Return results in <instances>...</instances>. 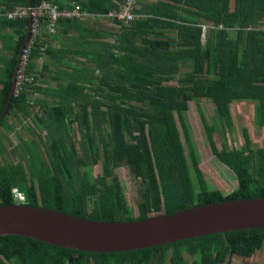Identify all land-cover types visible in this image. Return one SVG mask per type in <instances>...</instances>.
Listing matches in <instances>:
<instances>
[{
  "label": "trees",
  "instance_id": "trees-1",
  "mask_svg": "<svg viewBox=\"0 0 264 264\" xmlns=\"http://www.w3.org/2000/svg\"><path fill=\"white\" fill-rule=\"evenodd\" d=\"M0 1L8 9L16 4L27 5L26 0ZM44 1L59 9L78 7L93 13L96 21L117 26V33L113 43L88 41V62L82 67L57 72L59 84L48 88L57 98L55 102L42 95H47V85L41 79H45L49 64L42 63L38 71L36 67L46 53L40 40L43 34L29 55L27 75L33 76V81L23 84L20 93L9 100L17 60L10 62L0 89V136L2 131L12 132L13 126L22 125V117L32 118L46 131L47 145L37 129L29 127L34 136L25 140L31 145L29 160L25 166L10 165L9 149L0 139V205L21 204L13 196L16 190L24 196L22 204L30 207L91 221L129 222L212 203L264 197V54L256 57L240 51L228 35L235 26L243 29L253 25L251 19L256 15L241 8L262 7L263 0H234L233 12H229L230 0H136L132 13L139 17L129 22L107 17L110 11L119 10L124 0L30 3L37 6ZM77 22L59 20L58 25L72 26ZM27 23L22 20L18 25L27 28ZM43 26L42 22V29ZM25 29L20 31L17 50L25 41ZM239 34L236 33L238 39ZM185 64L188 70L178 77L180 65ZM173 80L175 85L166 84ZM196 99L210 100L221 127L228 130L232 129L230 104L251 102L254 124L262 129L260 147L252 145L242 128L241 149L226 145L218 149L212 137L215 128L200 113L212 155L236 178L237 187L227 194L210 189L198 168V157L183 119L188 103ZM73 125L80 135L78 146L69 133ZM38 141L43 145L45 158ZM16 150L17 144L11 153L14 155ZM98 163L101 175L94 177L91 169ZM122 167L137 184L134 217L114 173ZM263 243L264 229H254L128 252L91 253L9 235L0 237V264H188L184 254L193 258L191 264H233L232 256L249 259Z\"/></svg>",
  "mask_w": 264,
  "mask_h": 264
},
{
  "label": "water",
  "instance_id": "water-1",
  "mask_svg": "<svg viewBox=\"0 0 264 264\" xmlns=\"http://www.w3.org/2000/svg\"><path fill=\"white\" fill-rule=\"evenodd\" d=\"M27 3L30 5V0ZM204 37L202 31L201 39ZM13 86L14 81L9 100ZM254 229H264V197L212 203L172 215L155 214L129 222L91 221L23 204L0 205V237L21 236L91 253L128 252L211 234Z\"/></svg>",
  "mask_w": 264,
  "mask_h": 264
},
{
  "label": "rangeland",
  "instance_id": "rangeland-1",
  "mask_svg": "<svg viewBox=\"0 0 264 264\" xmlns=\"http://www.w3.org/2000/svg\"><path fill=\"white\" fill-rule=\"evenodd\" d=\"M155 1V0H145ZM46 30V29H45ZM42 31V30H41ZM47 32V31H46ZM43 34L42 32H40ZM48 33V32H47ZM49 34V33H48ZM74 64V63H73ZM188 70V66L180 65L178 77L184 76ZM166 84L175 85V80L169 81ZM200 110V111H199ZM37 111V110H36ZM200 113L203 115L206 123L215 128V132L212 137L214 143L218 149H221L226 145L227 147L241 149L244 146V137L242 135V128H245L248 136L252 142V145L260 147L262 145L263 133L262 129L255 126L253 121V103L251 102H233L230 104V114L232 118V129H223L218 120L214 104L207 99H196L188 103V110L183 114V119L188 130V134L191 140L194 151L198 157V168L203 173L204 179L210 189H217L227 194L233 191L237 187V181L232 173L225 165L220 163L215 156L212 155L210 146L206 139L204 128L200 119ZM176 117V115H175ZM11 123V122H10ZM178 124V123H177ZM30 128H36L38 134L41 135L44 145H47V139H45L46 131L40 125H36L32 118L25 119L22 117V125H16L14 131L8 132L7 137H0L4 139V145L9 149V160L8 164L25 166L26 161L29 160L28 152L31 151V145L25 140L34 139L31 134ZM30 134L32 137H29ZM70 135L74 136L75 146H78L80 135L76 127H73ZM37 136L35 137V139ZM22 139V141H18ZM181 141L183 143L185 155H187V148L184 144V138L181 135ZM18 142V143H17ZM17 144V150L14 155L11 153L12 147ZM42 157L45 158L43 145L37 142ZM80 151V146L77 149ZM188 165L191 164L188 156H186ZM87 164V161H85ZM191 180L194 184V191L197 190L196 179L192 168L190 167ZM118 181L121 185L124 193L127 205L132 209V216L137 215L136 203H137V184L131 178L127 168H117L114 170ZM91 174L94 177L101 175V165L98 163L91 169ZM40 202V200L38 199ZM162 214V213H160ZM155 215V214H154ZM151 216V215H150ZM184 259L191 264L193 258L187 254H184ZM233 264H264V243L262 248L255 252L250 259H240L235 256L231 257Z\"/></svg>",
  "mask_w": 264,
  "mask_h": 264
},
{
  "label": "crops",
  "instance_id": "crops-1",
  "mask_svg": "<svg viewBox=\"0 0 264 264\" xmlns=\"http://www.w3.org/2000/svg\"><path fill=\"white\" fill-rule=\"evenodd\" d=\"M30 6H32L31 3L30 5L27 3V5L25 6L16 4L12 6V8L8 9L6 8L4 2L0 1V89L2 87L1 84L2 79H6L7 77L6 75L9 70L10 62H12L13 60L18 61L20 50L25 45L27 39V28L24 26L22 27V25L19 26L18 23L22 20H27L28 21L27 27H28L29 20L26 18L11 16L12 12L17 10L18 8L25 9V8H29ZM74 8H63V9L73 10ZM234 10H235L234 0H230L229 12H233ZM80 11L87 12L82 10ZM241 11L245 13H254L253 15H256L253 19H251L253 25L243 27V29H240L239 27L235 26L228 31L229 33L228 35L233 37V39L237 42L240 51L244 50V52L246 51V54L247 52H250L251 56L254 53L256 57H261L264 54V5L262 7L244 5L241 8ZM87 13L94 17H82V18L72 17L67 19H60V20L75 19L78 22L77 24L72 26L58 25L57 22L56 31L54 34H48L45 30V25L43 26L44 29L41 28L42 30L41 32L43 33V38L41 37L40 40H43L41 44H43L42 48L44 51H46V53L43 52L42 56L37 61L36 67L38 71L39 69H41L42 63L49 64L46 71L44 72V75L46 76L45 79L44 78L41 79L42 82L43 80H45L44 86L47 85V88L45 87L46 89L48 88L53 89L54 86H57L59 84L56 81L57 75L60 74L57 73L58 71H69L72 66L82 67L83 63L88 62V57L86 56L87 51L85 50L88 41H95L98 43L99 42L113 43L115 39V35L117 33V26L109 22H104L103 20L96 21L95 14L89 12ZM13 22H17V25L14 26L10 25ZM21 29L22 30L25 29L26 38L22 47L17 50V43L19 41L18 38ZM237 32H240L239 39L238 36L236 35ZM249 33H251V36L249 35ZM48 69L51 70V73L49 74H48ZM12 81H13V76H12ZM46 92L47 95L42 94L43 97H45V100H48L49 102L57 101V98L55 99L53 97L52 91L48 89ZM35 95L38 98L42 97V95H38V94ZM72 127H76V125H73ZM4 133L8 135V132L2 131L0 137H7L4 135ZM0 139L1 141L4 140L2 138Z\"/></svg>",
  "mask_w": 264,
  "mask_h": 264
},
{
  "label": "built area",
  "instance_id": "built-area-1",
  "mask_svg": "<svg viewBox=\"0 0 264 264\" xmlns=\"http://www.w3.org/2000/svg\"><path fill=\"white\" fill-rule=\"evenodd\" d=\"M136 0H124V3L119 5V10L108 13L107 17H116L117 20L129 22L137 19L139 16L132 13V7ZM14 17L26 18L29 20V26L27 27V39L25 45L22 47L19 53L17 65L14 72V86L13 95L17 96L21 87L25 83H31L33 76L27 75V66L29 62V55L31 48L36 43L41 31V23L45 25V29L49 34H54L56 31L57 22L60 19L67 18H82V17H94L87 12H81L78 7L73 10L59 9L56 5H52L48 2H43L37 6H30L29 8H18L12 15ZM205 34V30H202ZM15 201L18 203L24 202V196L13 190Z\"/></svg>",
  "mask_w": 264,
  "mask_h": 264
},
{
  "label": "bare ground",
  "instance_id": "bare-ground-1",
  "mask_svg": "<svg viewBox=\"0 0 264 264\" xmlns=\"http://www.w3.org/2000/svg\"><path fill=\"white\" fill-rule=\"evenodd\" d=\"M29 64H30V62H29ZM29 68V67H28ZM14 196V195H13Z\"/></svg>",
  "mask_w": 264,
  "mask_h": 264
},
{
  "label": "clouds",
  "instance_id": "clouds-1",
  "mask_svg": "<svg viewBox=\"0 0 264 264\" xmlns=\"http://www.w3.org/2000/svg\"><path fill=\"white\" fill-rule=\"evenodd\" d=\"M14 81V80H13Z\"/></svg>",
  "mask_w": 264,
  "mask_h": 264
}]
</instances>
